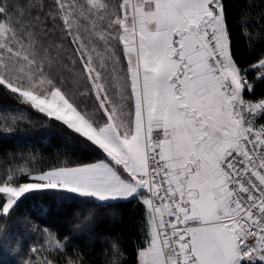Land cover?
<instances>
[{
	"label": "snow or ice",
	"instance_id": "snow-or-ice-1",
	"mask_svg": "<svg viewBox=\"0 0 264 264\" xmlns=\"http://www.w3.org/2000/svg\"><path fill=\"white\" fill-rule=\"evenodd\" d=\"M57 21L75 46L71 81L46 69L38 40ZM255 42L243 66L224 0H0V90L103 156L0 171V215L29 195L142 199L150 231L139 264H264V35ZM41 231L51 249L67 248ZM26 264L83 259L48 252Z\"/></svg>",
	"mask_w": 264,
	"mask_h": 264
},
{
	"label": "trees",
	"instance_id": "trees-1",
	"mask_svg": "<svg viewBox=\"0 0 264 264\" xmlns=\"http://www.w3.org/2000/svg\"><path fill=\"white\" fill-rule=\"evenodd\" d=\"M44 1L34 0L41 6ZM224 2L234 50L246 66L250 62V46L259 48L255 41L264 35V0ZM32 15L44 19L39 10ZM39 28L41 25L37 32ZM261 94L264 82H257L255 96ZM255 96L246 94L245 98ZM65 157L73 162L103 158L61 122L0 90V171L47 169ZM89 209L94 210L91 216ZM113 211L115 216L111 214ZM43 229L61 241L68 238L67 248L57 251L48 247ZM149 231L146 206L141 199L102 205L67 192L29 195L22 198L10 216L0 215V264H26L48 252L59 258L60 251L78 253L83 264H138L139 250L147 245ZM41 244L47 251L33 255L30 249Z\"/></svg>",
	"mask_w": 264,
	"mask_h": 264
},
{
	"label": "rangeland",
	"instance_id": "rangeland-1",
	"mask_svg": "<svg viewBox=\"0 0 264 264\" xmlns=\"http://www.w3.org/2000/svg\"><path fill=\"white\" fill-rule=\"evenodd\" d=\"M44 2L45 3H42L43 6L51 4V0H45ZM46 10L47 9H45V11ZM44 27V25H41V28H39L40 32H38V40L42 47L46 50L44 53L45 57L50 61V63L46 64L45 67L58 78L64 79L65 77H68L69 81H71V77L69 76L70 72L77 75L80 73L79 65L76 63L73 55L75 46L70 40L65 38L63 32L61 31L63 27L62 21H57L55 25L49 23L47 25V28L49 29L47 34L41 31ZM92 46L95 47L96 45ZM105 55H107V53H105ZM117 55H121V59L123 58L119 51L117 52ZM108 67H112L111 63H109ZM119 67H122V65ZM80 83L83 85V80H81ZM70 87H72L71 83ZM73 90H75L74 87ZM80 90L83 91V87H80ZM32 174L35 175V173Z\"/></svg>",
	"mask_w": 264,
	"mask_h": 264
},
{
	"label": "crops",
	"instance_id": "crops-1",
	"mask_svg": "<svg viewBox=\"0 0 264 264\" xmlns=\"http://www.w3.org/2000/svg\"><path fill=\"white\" fill-rule=\"evenodd\" d=\"M141 200H142V199H141ZM145 247H146V246H145ZM143 248H144V247H143ZM143 248H141L140 250H142ZM140 250H139V251H140ZM138 264H139V255H138Z\"/></svg>",
	"mask_w": 264,
	"mask_h": 264
}]
</instances>
